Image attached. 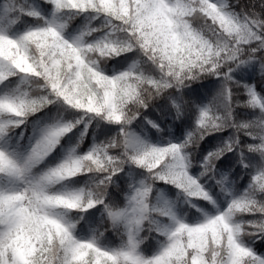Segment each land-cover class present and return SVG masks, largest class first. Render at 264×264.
Instances as JSON below:
<instances>
[{
	"label": "snow or ice",
	"instance_id": "1",
	"mask_svg": "<svg viewBox=\"0 0 264 264\" xmlns=\"http://www.w3.org/2000/svg\"><path fill=\"white\" fill-rule=\"evenodd\" d=\"M239 2L0 0V264H264V0ZM209 78L218 86L206 103L185 100ZM161 97L165 116L192 119L183 139L153 143L136 130H161L144 116ZM53 106L23 145L17 130ZM230 153L242 189L217 175ZM157 184L214 211L189 222L154 198Z\"/></svg>",
	"mask_w": 264,
	"mask_h": 264
},
{
	"label": "trees",
	"instance_id": "2",
	"mask_svg": "<svg viewBox=\"0 0 264 264\" xmlns=\"http://www.w3.org/2000/svg\"><path fill=\"white\" fill-rule=\"evenodd\" d=\"M250 5V0H240L238 4H235L237 10L240 8H248ZM114 63V62H113ZM251 79V78H250ZM259 79V72L257 71V77ZM256 79H251V82H256ZM218 86V82L215 81L213 78H209L207 80H202L197 83L191 84L190 88L184 89L185 93V100H188L189 97H192L196 104L206 103L211 96L215 92V88ZM193 90H197L198 95H193ZM166 98L161 97L155 101L153 104L156 105L155 107H149L145 112L144 116L148 117L149 119L156 120L158 123H161V130L157 131L156 129H151L145 122L144 125L141 127H137L136 130L141 132V134L149 139L153 143H166L169 140H175L177 138L183 139L185 132L192 126V119L186 120H176L173 121V116L168 115L165 116L164 113L160 110L159 105L165 104ZM170 108V104L168 105ZM55 110V106H53L52 112L48 109L45 112L39 113L36 116L30 117L29 121L26 125L22 126L21 129L17 130V133L23 132L26 135L30 134L32 131L33 125L36 122H43L45 117V113L49 115L53 114ZM194 109L189 110V116H191V112ZM66 118L71 119V116L65 113ZM143 119V118H142ZM83 131V125L78 127L70 133L69 136L65 137L62 141L61 147L57 148V150L52 154L51 157L48 158L46 164H54L59 161L65 151L74 145L80 136V132ZM99 130L95 128V126L90 127L88 129V135L85 137V145H90L94 139L97 138ZM232 130L229 129L223 133H216L214 135L208 136L199 146L198 149H193L194 152V159L201 160L207 152L213 150L219 143L222 142L224 138L231 135ZM234 154L230 153L220 161L217 162V175H222L224 173H228L230 175V179L234 182V185L238 188H243L246 184L247 177L243 176V172L238 165L235 166V170L232 171L234 167ZM43 167V166H42ZM200 171L199 166L197 165L193 169V174L198 175ZM207 179V178H205ZM238 182V183H236ZM209 184H214V181L209 180ZM127 186L125 185V188ZM163 190L165 193L170 197V200L175 203L177 213L184 217L189 222H195L196 220L200 219L202 216L201 209L204 211H214L213 206L208 204L204 201H192L191 203L188 199L177 192L175 188L170 185L166 184H157L156 191L154 192V198L158 197V191ZM212 191L217 194L218 203L226 204V197L223 192L220 191L219 186L212 188ZM196 204V207H193L192 204ZM99 227V225H96ZM103 230V229H101ZM107 235V233H106ZM147 243H153V241L149 240ZM260 252H264V242H261L256 245Z\"/></svg>",
	"mask_w": 264,
	"mask_h": 264
},
{
	"label": "rangeland",
	"instance_id": "3",
	"mask_svg": "<svg viewBox=\"0 0 264 264\" xmlns=\"http://www.w3.org/2000/svg\"><path fill=\"white\" fill-rule=\"evenodd\" d=\"M40 124H41L40 122H39V123H36V124L34 125V127L32 128L33 130H32V132H31L30 134L26 135V134L24 133L23 139L21 140V143H22L23 145L26 146V145L29 144V142L31 141V139H32V137H33L34 132L36 131L37 127H38ZM161 195H162L164 198L170 200V198H169V197H168L163 191H160V192L158 193V197H160Z\"/></svg>",
	"mask_w": 264,
	"mask_h": 264
}]
</instances>
